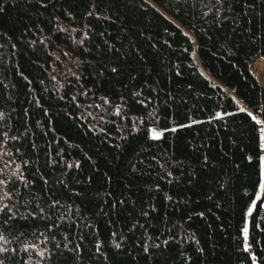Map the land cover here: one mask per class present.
<instances>
[{"label":"trees","instance_id":"obj_1","mask_svg":"<svg viewBox=\"0 0 264 264\" xmlns=\"http://www.w3.org/2000/svg\"><path fill=\"white\" fill-rule=\"evenodd\" d=\"M262 57L264 0H0V264H264Z\"/></svg>","mask_w":264,"mask_h":264},{"label":"rangeland","instance_id":"obj_2","mask_svg":"<svg viewBox=\"0 0 264 264\" xmlns=\"http://www.w3.org/2000/svg\"><path fill=\"white\" fill-rule=\"evenodd\" d=\"M261 60H263L262 62H263V64H264V59H260L259 61H258V63H257V65L255 66V70H254V77L256 78V80L258 81V84L260 85V86H262V87H264V78L263 77H261V76H258L257 77V72H258V68H259V64H261L260 62H261ZM263 79V80H262ZM260 130L262 131V125L260 124ZM159 133V131H157L156 129H154V128H152L151 130H150V134L153 136V133ZM263 147H264V135H263V137H262V140H261V152L263 151ZM260 165H261V167H262V162H260ZM261 173H262V171H261ZM254 202V201H253Z\"/></svg>","mask_w":264,"mask_h":264},{"label":"snow or ice","instance_id":"obj_3","mask_svg":"<svg viewBox=\"0 0 264 264\" xmlns=\"http://www.w3.org/2000/svg\"><path fill=\"white\" fill-rule=\"evenodd\" d=\"M262 59H264V57H262ZM113 71H115V69H113ZM257 123H260V121H257ZM153 139H159L160 138V134L159 133H153ZM0 183H3L2 181H0ZM262 189H264V185H261ZM0 199H2V197H0ZM7 207V205H4L3 207H0V212L3 211V208ZM247 228L244 229V234H245V239H247ZM117 247H119V245H117Z\"/></svg>","mask_w":264,"mask_h":264},{"label":"bare ground","instance_id":"obj_4","mask_svg":"<svg viewBox=\"0 0 264 264\" xmlns=\"http://www.w3.org/2000/svg\"><path fill=\"white\" fill-rule=\"evenodd\" d=\"M263 60H261V64H259V68H258V72H257V77L261 76L264 78V64L262 62ZM263 80V79H262Z\"/></svg>","mask_w":264,"mask_h":264}]
</instances>
